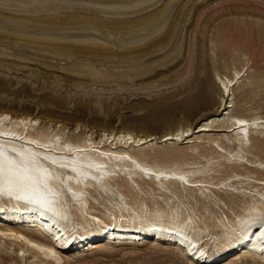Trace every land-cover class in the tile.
<instances>
[{"label": "rangeland", "instance_id": "rangeland-1", "mask_svg": "<svg viewBox=\"0 0 264 264\" xmlns=\"http://www.w3.org/2000/svg\"><path fill=\"white\" fill-rule=\"evenodd\" d=\"M233 70L244 74L232 88V112L264 117V0H0V110L68 133L159 137L193 127L206 110L181 108L192 84L203 79L210 88L216 74ZM220 169L218 177L230 170ZM199 203L186 199L182 209L195 213ZM208 208L232 214L218 200ZM138 240L102 241L92 251L46 244L22 257L3 243L0 264H264L236 251L197 262L172 242Z\"/></svg>", "mask_w": 264, "mask_h": 264}, {"label": "bare ground", "instance_id": "bare-ground-1", "mask_svg": "<svg viewBox=\"0 0 264 264\" xmlns=\"http://www.w3.org/2000/svg\"><path fill=\"white\" fill-rule=\"evenodd\" d=\"M243 74H216L210 88L203 79L194 82L181 108L206 111L193 127L159 137L68 133L0 110V248L17 245L22 257L28 248L42 253L46 244L92 251L102 241L140 239L137 245L153 238L197 262L236 251L235 258L264 263V117L232 112V88ZM204 141L208 148L199 149ZM221 167L230 170L218 177ZM189 198L200 202L195 213L191 205L182 209ZM215 200L232 214H210Z\"/></svg>", "mask_w": 264, "mask_h": 264}, {"label": "snow or ice", "instance_id": "snow-or-ice-1", "mask_svg": "<svg viewBox=\"0 0 264 264\" xmlns=\"http://www.w3.org/2000/svg\"><path fill=\"white\" fill-rule=\"evenodd\" d=\"M13 181L11 179H9V183H12Z\"/></svg>", "mask_w": 264, "mask_h": 264}]
</instances>
